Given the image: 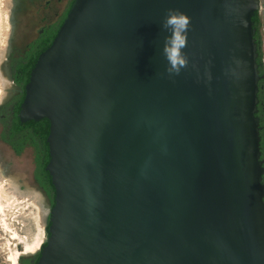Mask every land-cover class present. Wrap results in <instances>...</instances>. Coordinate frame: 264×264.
Wrapping results in <instances>:
<instances>
[{
	"label": "water",
	"instance_id": "1",
	"mask_svg": "<svg viewBox=\"0 0 264 264\" xmlns=\"http://www.w3.org/2000/svg\"><path fill=\"white\" fill-rule=\"evenodd\" d=\"M261 0H72L23 86L53 189L35 264H264ZM191 17L168 77V9Z\"/></svg>",
	"mask_w": 264,
	"mask_h": 264
},
{
	"label": "flooded vegetation",
	"instance_id": "2",
	"mask_svg": "<svg viewBox=\"0 0 264 264\" xmlns=\"http://www.w3.org/2000/svg\"><path fill=\"white\" fill-rule=\"evenodd\" d=\"M71 1L9 0V10L0 15V18H6L3 44L0 43L3 45L0 49V176L9 177L12 159H19L28 150L32 165L30 186L34 187L44 203L47 202L48 212L53 189L47 187V180L41 183L45 178L43 172L48 157L45 142L48 122L44 118L20 122L18 110L28 73L38 53L53 38ZM259 18L264 27V15L260 14ZM35 252L22 250L21 254H31L28 262L33 263Z\"/></svg>",
	"mask_w": 264,
	"mask_h": 264
},
{
	"label": "rangeland",
	"instance_id": "3",
	"mask_svg": "<svg viewBox=\"0 0 264 264\" xmlns=\"http://www.w3.org/2000/svg\"><path fill=\"white\" fill-rule=\"evenodd\" d=\"M261 1L264 5V0ZM9 5V0H0V15L3 12L7 13ZM258 14L260 15L261 12L259 11ZM4 21L5 17L1 16L0 25ZM0 32V35L3 32L4 36L3 27ZM258 32L263 43L264 27L260 26ZM2 44L0 49L3 47ZM261 51L264 54L262 44ZM261 90V108L264 110V72ZM12 162L16 170L11 166L9 177L0 176V264H11L15 255H17V264L20 263L19 260L23 262L30 258L31 254L23 255L21 251H24L27 245H37V252L46 237L45 225L49 205L47 202L44 203L40 195L36 194L34 187L30 186L32 165L29 151L25 150L19 159H12Z\"/></svg>",
	"mask_w": 264,
	"mask_h": 264
},
{
	"label": "clouds",
	"instance_id": "4",
	"mask_svg": "<svg viewBox=\"0 0 264 264\" xmlns=\"http://www.w3.org/2000/svg\"><path fill=\"white\" fill-rule=\"evenodd\" d=\"M191 17L180 9L170 8L161 22V28L169 33L164 37L163 55L167 61L166 73L169 78L179 75L188 67L189 58L183 51L187 47ZM2 102V101H0Z\"/></svg>",
	"mask_w": 264,
	"mask_h": 264
},
{
	"label": "trees",
	"instance_id": "5",
	"mask_svg": "<svg viewBox=\"0 0 264 264\" xmlns=\"http://www.w3.org/2000/svg\"><path fill=\"white\" fill-rule=\"evenodd\" d=\"M251 21H252V27L254 28V38H255V41H256L257 46H258V48H257V56H256L255 61L257 63L258 73L261 75L264 72V69H263V67H264V54L261 51V41H260V38H259V35H258L259 34L258 30H259V27L261 26V23H260L259 14L257 12H254V14L251 17ZM261 82H262V78H260L259 81H258V86H259L258 87V91H257L258 102H257V105H256L257 112L255 113V115L258 117V127H259V130H258V134H259V151H260L259 158L263 160L262 165L264 166V110H263V108H261V105H262L261 104V102H262ZM47 159H48V157H46V160ZM43 173H45V178L41 181V183H44V180H47V182H48L47 187L52 188L51 184L49 183V176L47 175L46 171L44 170ZM261 178H262L261 182H263V180H264V171H263V174L261 175ZM263 200H264V195H263ZM46 227H47V222H46V225H45V233H46ZM36 259H37V254L35 255V257L33 259V263H29L28 259H25L23 261V263L24 264H35Z\"/></svg>",
	"mask_w": 264,
	"mask_h": 264
},
{
	"label": "bare ground",
	"instance_id": "6",
	"mask_svg": "<svg viewBox=\"0 0 264 264\" xmlns=\"http://www.w3.org/2000/svg\"><path fill=\"white\" fill-rule=\"evenodd\" d=\"M3 21V20H2ZM5 26H6V18H5V21L3 22V24H1L0 25V30H1V28L3 27V30H4V28H5ZM0 34H1V32H0ZM2 35H3V32H2ZM2 35H0V43L2 42ZM1 90V89H0ZM37 245H27L24 249V252H32V251H35L36 249H37ZM16 259H17V255H15L13 258H12V260H11V264H16Z\"/></svg>",
	"mask_w": 264,
	"mask_h": 264
},
{
	"label": "built area",
	"instance_id": "7",
	"mask_svg": "<svg viewBox=\"0 0 264 264\" xmlns=\"http://www.w3.org/2000/svg\"><path fill=\"white\" fill-rule=\"evenodd\" d=\"M262 44V46H264V41H263V43H261Z\"/></svg>",
	"mask_w": 264,
	"mask_h": 264
}]
</instances>
